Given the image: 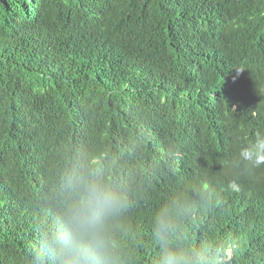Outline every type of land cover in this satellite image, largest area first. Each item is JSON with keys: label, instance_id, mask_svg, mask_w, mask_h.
I'll list each match as a JSON object with an SVG mask.
<instances>
[{"label": "trees", "instance_id": "obj_1", "mask_svg": "<svg viewBox=\"0 0 264 264\" xmlns=\"http://www.w3.org/2000/svg\"><path fill=\"white\" fill-rule=\"evenodd\" d=\"M264 132V0H0V264H34L65 165L129 189L130 264H155L154 207L207 174L195 235L264 264V172L228 188L234 141Z\"/></svg>", "mask_w": 264, "mask_h": 264}, {"label": "clouds", "instance_id": "obj_2", "mask_svg": "<svg viewBox=\"0 0 264 264\" xmlns=\"http://www.w3.org/2000/svg\"><path fill=\"white\" fill-rule=\"evenodd\" d=\"M225 171L228 188L236 192L242 176L264 172V132L238 136ZM214 196L212 181L204 174L187 179L154 207L155 264H233L239 248L236 238L195 235L201 211L213 206ZM54 199L58 213L41 230L34 264H130L124 244L129 189L97 156L66 164Z\"/></svg>", "mask_w": 264, "mask_h": 264}]
</instances>
